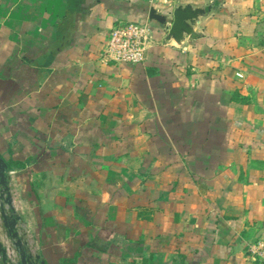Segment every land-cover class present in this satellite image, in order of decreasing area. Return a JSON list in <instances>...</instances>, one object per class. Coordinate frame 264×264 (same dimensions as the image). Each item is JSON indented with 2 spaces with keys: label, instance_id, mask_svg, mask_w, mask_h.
I'll use <instances>...</instances> for the list:
<instances>
[{
  "label": "crops",
  "instance_id": "0c3cea01",
  "mask_svg": "<svg viewBox=\"0 0 264 264\" xmlns=\"http://www.w3.org/2000/svg\"><path fill=\"white\" fill-rule=\"evenodd\" d=\"M186 2L174 46L148 11ZM119 20L143 61L100 60ZM0 157L45 264H264V0H0Z\"/></svg>",
  "mask_w": 264,
  "mask_h": 264
},
{
  "label": "water",
  "instance_id": "95a60500",
  "mask_svg": "<svg viewBox=\"0 0 264 264\" xmlns=\"http://www.w3.org/2000/svg\"><path fill=\"white\" fill-rule=\"evenodd\" d=\"M213 12L211 5L203 3H175L171 10L162 13L153 6L149 8L148 20L162 26L163 39L180 46L185 41L198 39L204 35L200 25L203 18ZM171 15V21L169 16ZM10 171L8 164L0 157V221L9 245L0 241V256L3 264H45L33 250L22 224L21 215L13 205L10 191ZM9 250L11 254H9Z\"/></svg>",
  "mask_w": 264,
  "mask_h": 264
},
{
  "label": "built area",
  "instance_id": "2783aa9c",
  "mask_svg": "<svg viewBox=\"0 0 264 264\" xmlns=\"http://www.w3.org/2000/svg\"><path fill=\"white\" fill-rule=\"evenodd\" d=\"M153 44L149 23L119 20L109 28L100 47L99 58L104 62L138 63L145 59ZM253 250L264 261V243L259 242Z\"/></svg>",
  "mask_w": 264,
  "mask_h": 264
}]
</instances>
